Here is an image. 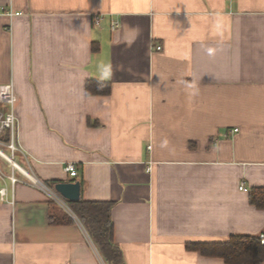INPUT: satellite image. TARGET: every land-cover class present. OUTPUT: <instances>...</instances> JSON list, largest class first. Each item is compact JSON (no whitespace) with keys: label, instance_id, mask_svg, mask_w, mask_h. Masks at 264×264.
Wrapping results in <instances>:
<instances>
[{"label":"crops","instance_id":"crops-1","mask_svg":"<svg viewBox=\"0 0 264 264\" xmlns=\"http://www.w3.org/2000/svg\"><path fill=\"white\" fill-rule=\"evenodd\" d=\"M89 79L111 92L88 95ZM10 82L16 162L113 202L123 264H226L187 244L264 233L249 198L264 187V0H0ZM1 188L0 264H109L70 206L72 223H49L50 194L2 156Z\"/></svg>","mask_w":264,"mask_h":264},{"label":"trees","instance_id":"trees-1","mask_svg":"<svg viewBox=\"0 0 264 264\" xmlns=\"http://www.w3.org/2000/svg\"><path fill=\"white\" fill-rule=\"evenodd\" d=\"M85 86L88 95L111 92L109 81L89 79ZM0 138L8 141L9 134L5 133ZM57 183L58 181H47L45 184L52 188ZM249 198L251 204L264 210V187H253ZM67 202L89 232L104 260L109 264H123V253L114 241V223L111 213L113 202L89 201L83 198L77 202ZM50 205V224H70L74 221L55 200L52 199ZM187 248L200 252L206 257L222 258L226 264H261L264 262V244L261 242L260 235L234 234L225 242H194L188 243Z\"/></svg>","mask_w":264,"mask_h":264},{"label":"built area","instance_id":"built-area-1","mask_svg":"<svg viewBox=\"0 0 264 264\" xmlns=\"http://www.w3.org/2000/svg\"><path fill=\"white\" fill-rule=\"evenodd\" d=\"M9 14L11 16H16L20 15V12H15V11H9ZM103 20V15L102 14H94L93 15V22L95 25H100ZM120 25L119 21H112L111 27L113 30H116ZM158 49H161V46H158ZM17 101L18 97L15 91L14 84L12 82L10 83H3L0 84V137L8 133L9 134V140L8 141H3L0 138V148L2 150H6L5 152L9 154L13 159L16 160V154L18 152H21V147L17 142V136H18V129H19V116L17 113ZM9 151L10 153H8ZM0 156H2L0 154ZM3 157V156H2ZM5 158V157H3ZM6 159V158H5ZM9 163L13 165L15 169L20 171L30 182L32 185H35L37 187H40L44 190H46L48 193L51 192L50 196L52 199H54L61 207H63L67 211H71L68 203L64 198L59 196L57 193L53 192L51 189L46 187V185L40 181L38 178L34 176L29 170V174L24 173L21 169L16 167L12 162H10L8 159H6ZM17 161V160H16ZM66 171L70 174L71 177L77 176V167L74 163H69L66 166ZM9 178L12 182V184H16L19 181V178L14 174L9 175ZM239 189L241 191H248L245 183H241ZM7 191L5 188L0 189V196L2 200L6 199ZM13 202V200H12ZM260 239L262 244H264V233L260 234Z\"/></svg>","mask_w":264,"mask_h":264},{"label":"water","instance_id":"water-1","mask_svg":"<svg viewBox=\"0 0 264 264\" xmlns=\"http://www.w3.org/2000/svg\"><path fill=\"white\" fill-rule=\"evenodd\" d=\"M54 189L68 201L77 202L81 199V182L78 180L59 182L55 185Z\"/></svg>","mask_w":264,"mask_h":264},{"label":"bare ground","instance_id":"bare-ground-1","mask_svg":"<svg viewBox=\"0 0 264 264\" xmlns=\"http://www.w3.org/2000/svg\"><path fill=\"white\" fill-rule=\"evenodd\" d=\"M0 154L5 157L6 159H8L10 162H12L14 165H16V167H18L19 169H21L24 173L29 174V172L22 166H20L15 159H13L9 154H7L4 150H2L0 148Z\"/></svg>","mask_w":264,"mask_h":264},{"label":"rangeland","instance_id":"rangeland-1","mask_svg":"<svg viewBox=\"0 0 264 264\" xmlns=\"http://www.w3.org/2000/svg\"><path fill=\"white\" fill-rule=\"evenodd\" d=\"M6 151V150H5ZM8 153H10L9 151H7ZM50 194H51V192H49ZM52 195V194H51ZM70 213H71V211H70Z\"/></svg>","mask_w":264,"mask_h":264}]
</instances>
